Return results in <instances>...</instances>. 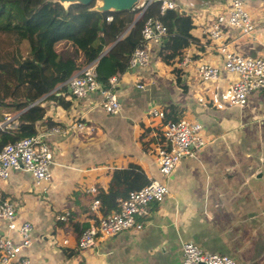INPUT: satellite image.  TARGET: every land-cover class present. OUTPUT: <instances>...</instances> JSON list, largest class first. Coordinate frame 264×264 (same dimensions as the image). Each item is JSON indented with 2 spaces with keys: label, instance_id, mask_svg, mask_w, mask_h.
<instances>
[{
  "label": "crops",
  "instance_id": "obj_1",
  "mask_svg": "<svg viewBox=\"0 0 264 264\" xmlns=\"http://www.w3.org/2000/svg\"><path fill=\"white\" fill-rule=\"evenodd\" d=\"M55 1L63 6L70 2L47 0L28 31L15 39L17 45L22 37L35 36L41 29V42L58 69L71 76L93 63L103 74L113 72L115 59L107 54L110 46L86 63L92 53L89 46L64 33L54 36L55 40L48 37L50 32L53 35L50 22ZM173 1L178 4L176 11L190 15L193 21L194 40L183 55L166 64L157 55L161 42L150 41L148 63L128 68L118 80L121 107L115 114L103 108L100 92L75 99L65 81L57 79L55 95H63L70 105L64 107L53 98L44 99L43 105L47 119L63 132L49 133L48 120L37 122L38 132L44 133L52 150L50 179L37 182L31 172L20 168L0 180V199L17 205L14 221L32 224L31 244L23 250L31 264H183L186 241L205 251L232 256L236 264H264V89L250 92L242 106L230 103L237 76L223 67L217 42L204 33L218 14L228 10L229 0ZM242 1L255 24L253 37L226 27L220 41L245 54H264V0ZM95 2L96 9L109 5L107 0ZM185 56L190 61L177 66ZM22 60L26 63L29 56ZM201 61L219 67V77L202 81L196 69ZM170 103L179 106L180 119L202 123L207 143L196 156L182 158L166 178L153 153L156 145L163 144L155 142L163 122L147 111L152 104L163 110ZM8 113L16 114L0 107L3 118ZM75 120L84 122V127L73 126ZM149 138L155 140L144 147L142 142ZM130 164L137 166L131 177L135 185L158 179L167 183L169 194L150 205L142 228L98 238L95 246L78 249L81 231L103 215L100 201L97 208L92 207L98 199L97 189L107 190L112 171ZM65 211L67 218L58 219L57 214ZM0 232L20 241L5 221Z\"/></svg>",
  "mask_w": 264,
  "mask_h": 264
},
{
  "label": "built area",
  "instance_id": "obj_2",
  "mask_svg": "<svg viewBox=\"0 0 264 264\" xmlns=\"http://www.w3.org/2000/svg\"><path fill=\"white\" fill-rule=\"evenodd\" d=\"M154 0H144L141 3V12ZM230 6L226 12L216 16L204 33L211 41L217 42L216 52L221 57L223 67L236 74L237 79L232 84L230 103L242 106L245 104L247 95L259 88L264 89V54L249 55L229 47L228 43L220 39L224 36V28H233L241 35L253 37L255 24L252 16L244 7L242 0H229ZM178 4L173 0H161L159 12L167 9L176 10ZM107 16V20H111ZM142 40L134 49L128 59V68L144 66L149 60V42L162 41L167 34V26L156 16H147L142 28ZM220 42V43H219ZM190 56H185L177 66L185 65L190 61ZM197 73L202 81H209L219 77V67L207 62H199L196 66ZM119 78L113 74L108 78V86L105 87L97 78L96 66L87 64L79 72L70 76L66 81L68 93L75 99H81L91 92L98 91L103 95L102 106L111 114L119 112L121 107L120 98L116 92ZM147 114L163 118V110L155 104L148 107ZM17 113L6 114L0 128H15L17 125ZM73 126L84 127V122L75 120ZM163 144L154 147L160 173L166 178L174 170L182 158L194 157L207 143L202 133V123L184 118L176 122L161 124ZM59 125H53L49 133H61ZM52 163L51 147L44 140V133L37 132L33 136H27L7 143L0 150V180L6 179L12 169L23 168L32 173L37 182L50 179V164ZM92 192L95 188L90 189ZM169 194L166 182L151 178L146 184L138 189H133L118 201V209L106 215H102L96 222L84 228L78 238L77 248L86 249L93 247L98 238L114 236L121 231L143 227V218L150 214L152 203L162 202ZM98 199H94L92 207L97 208ZM17 205L9 199H0V224L5 221L8 231L15 230L20 241L15 242L8 232H0V264H31L30 259L24 253V248L31 244L32 224L23 221L17 224L14 221ZM68 211L57 214V218L64 220ZM183 264H236V259L226 254H218L203 250L191 241L182 245ZM76 264H83L77 262Z\"/></svg>",
  "mask_w": 264,
  "mask_h": 264
},
{
  "label": "trees",
  "instance_id": "obj_3",
  "mask_svg": "<svg viewBox=\"0 0 264 264\" xmlns=\"http://www.w3.org/2000/svg\"><path fill=\"white\" fill-rule=\"evenodd\" d=\"M46 1L0 0V107L17 113L15 128H0V150L7 143L38 132L37 122L48 120L44 99L53 98L64 107L70 105L63 95H55L53 90L56 80L66 81L70 73L58 69L50 62V53L41 42L42 30L39 29L35 36H21L25 43L24 50L15 42L19 34L28 31L29 26L36 21V14ZM95 1H75L67 6L53 2L54 12L50 22L53 35L50 32L48 37L55 40L54 36L64 33L73 41L89 46L92 53L86 63L92 61L104 47L110 46L107 54L115 59L113 72L103 74L96 67L97 78L105 87L108 86L111 75L115 74L120 78L128 69L129 56L142 40L141 28L147 16H156L167 26V34L157 53L164 63L173 64L194 40L191 34V16L173 9L160 13L161 0L149 3L137 21L135 19L140 8L98 10L95 8ZM107 16H111V20H107ZM25 55L29 56L26 63L22 60ZM173 70L179 73L177 68ZM177 81L180 82L179 76ZM180 112L176 104L165 105L162 122L178 121ZM0 118L4 119L2 115ZM48 122L50 126L55 125L50 120ZM153 140L155 139L149 138L143 141V146L146 147ZM156 141L162 143L161 132H158ZM136 168L137 166L130 164L126 168L114 169L108 189H97L95 197L100 201L99 207L103 215L118 209L119 198L148 182L149 179L137 186L131 181Z\"/></svg>",
  "mask_w": 264,
  "mask_h": 264
},
{
  "label": "water",
  "instance_id": "obj_4",
  "mask_svg": "<svg viewBox=\"0 0 264 264\" xmlns=\"http://www.w3.org/2000/svg\"><path fill=\"white\" fill-rule=\"evenodd\" d=\"M75 1H80V2H88L90 0H70V2H75ZM69 2V3H70ZM108 2V7L102 8V9H98V10H104V9H110L109 7L111 6V8L113 9H127V8H132L137 2L138 0H107ZM143 13H140L135 21H137L138 19H140V17L142 16Z\"/></svg>",
  "mask_w": 264,
  "mask_h": 264
},
{
  "label": "rangeland",
  "instance_id": "obj_5",
  "mask_svg": "<svg viewBox=\"0 0 264 264\" xmlns=\"http://www.w3.org/2000/svg\"><path fill=\"white\" fill-rule=\"evenodd\" d=\"M140 7H141V4H139V3H138L137 6H135V8H140ZM140 10H141V8H140ZM139 13H140V11L137 13V16H138ZM15 42H16V45H17L18 42H19V40H16ZM72 45L76 47V43H75V44L73 43ZM18 46L21 47L22 50H24V48H25V43H24V41H23L21 44H19ZM10 114H13V113H10Z\"/></svg>",
  "mask_w": 264,
  "mask_h": 264
}]
</instances>
